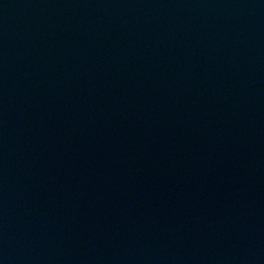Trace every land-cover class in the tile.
<instances>
[{
    "label": "water",
    "instance_id": "95a60500",
    "mask_svg": "<svg viewBox=\"0 0 264 264\" xmlns=\"http://www.w3.org/2000/svg\"><path fill=\"white\" fill-rule=\"evenodd\" d=\"M0 264H264V0H0Z\"/></svg>",
    "mask_w": 264,
    "mask_h": 264
}]
</instances>
